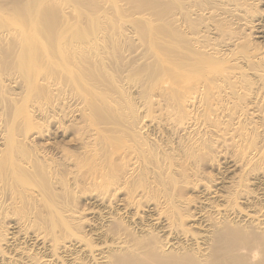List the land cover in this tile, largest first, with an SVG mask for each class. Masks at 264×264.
Wrapping results in <instances>:
<instances>
[{
	"label": "bare ground",
	"instance_id": "6f19581e",
	"mask_svg": "<svg viewBox=\"0 0 264 264\" xmlns=\"http://www.w3.org/2000/svg\"><path fill=\"white\" fill-rule=\"evenodd\" d=\"M0 264H264V0H0Z\"/></svg>",
	"mask_w": 264,
	"mask_h": 264
},
{
	"label": "rangeland",
	"instance_id": "374dc122",
	"mask_svg": "<svg viewBox=\"0 0 264 264\" xmlns=\"http://www.w3.org/2000/svg\"><path fill=\"white\" fill-rule=\"evenodd\" d=\"M254 32H255V33H257V32H256V30H254ZM252 37H254L255 39H257V38H256V37H257V35H256V34H255V35H253ZM258 40H261V39H258Z\"/></svg>",
	"mask_w": 264,
	"mask_h": 264
}]
</instances>
